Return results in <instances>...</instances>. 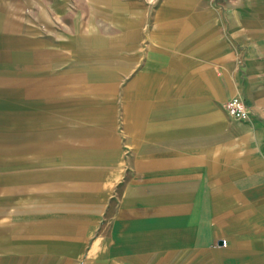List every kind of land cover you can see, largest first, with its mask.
Masks as SVG:
<instances>
[{
    "label": "crops",
    "instance_id": "1",
    "mask_svg": "<svg viewBox=\"0 0 264 264\" xmlns=\"http://www.w3.org/2000/svg\"><path fill=\"white\" fill-rule=\"evenodd\" d=\"M106 1L110 16L122 13V26L112 23L124 49L140 53L123 91L139 97L123 105L132 150L116 148L109 120L68 146L60 131L32 238L68 245L48 255L86 246L91 261L115 264H264V0H163L133 11ZM232 97L249 120L227 115Z\"/></svg>",
    "mask_w": 264,
    "mask_h": 264
},
{
    "label": "rangeland",
    "instance_id": "2",
    "mask_svg": "<svg viewBox=\"0 0 264 264\" xmlns=\"http://www.w3.org/2000/svg\"><path fill=\"white\" fill-rule=\"evenodd\" d=\"M126 1L133 11L139 3L155 8L163 0ZM107 4L0 0V264H115L91 261L86 246L77 251L83 255H48L68 245L33 239L34 232L28 231L46 194L43 167L60 162L53 159L62 151L60 131L67 141L75 140L73 133L81 135L97 121L109 120L116 148L123 156L132 150L122 140L123 105L139 97L123 91L128 74L140 70V53L124 49L116 29L122 26V13L110 16ZM38 134L50 140L43 143ZM144 260L141 264H170L171 257ZM130 261L125 264H134Z\"/></svg>",
    "mask_w": 264,
    "mask_h": 264
},
{
    "label": "built area",
    "instance_id": "3",
    "mask_svg": "<svg viewBox=\"0 0 264 264\" xmlns=\"http://www.w3.org/2000/svg\"><path fill=\"white\" fill-rule=\"evenodd\" d=\"M227 115L238 121H247L252 115L251 109L239 97H232L224 104Z\"/></svg>",
    "mask_w": 264,
    "mask_h": 264
}]
</instances>
